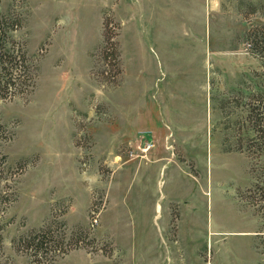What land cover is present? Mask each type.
I'll use <instances>...</instances> for the list:
<instances>
[{"label": "rangeland", "instance_id": "rangeland-1", "mask_svg": "<svg viewBox=\"0 0 264 264\" xmlns=\"http://www.w3.org/2000/svg\"><path fill=\"white\" fill-rule=\"evenodd\" d=\"M0 15L20 18L34 75L0 98V264H264V57L247 41L264 0H0ZM42 228L67 251L20 247Z\"/></svg>", "mask_w": 264, "mask_h": 264}, {"label": "trees", "instance_id": "trees-1", "mask_svg": "<svg viewBox=\"0 0 264 264\" xmlns=\"http://www.w3.org/2000/svg\"><path fill=\"white\" fill-rule=\"evenodd\" d=\"M20 27V18L0 15V98L2 99L23 94L26 91L25 85H27L26 89L28 86L30 88L34 86V75L30 69L25 45L14 34ZM249 34L247 41L253 51L264 57V26L250 30ZM115 55L117 62L120 63L119 52L117 51ZM260 124L261 119H257L255 128ZM6 129L0 118V141L10 138ZM260 184L261 179L258 177L255 187L259 188ZM70 243L71 247L76 242ZM20 247L29 251L36 261L43 258L50 259L56 252L64 253L68 249L64 236L56 234L51 228L31 231L21 238Z\"/></svg>", "mask_w": 264, "mask_h": 264}]
</instances>
